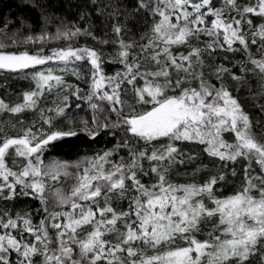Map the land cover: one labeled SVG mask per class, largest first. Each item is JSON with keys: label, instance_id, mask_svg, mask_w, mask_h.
Segmentation results:
<instances>
[{"label": "snow or ice", "instance_id": "1", "mask_svg": "<svg viewBox=\"0 0 264 264\" xmlns=\"http://www.w3.org/2000/svg\"><path fill=\"white\" fill-rule=\"evenodd\" d=\"M132 11L147 23L136 40L123 39L126 25L115 22L114 40L75 25L23 39L68 42L50 54L9 52L0 42V70L37 69L33 89L14 106L0 99V113L39 112L42 122L14 135L0 128V200L31 196L44 213L34 223L30 212L0 210V264H264V136L230 87L252 73L264 96V0H136ZM80 36L118 47L106 61L95 48L74 46ZM105 63L122 70L108 75ZM54 89L55 107L42 108ZM70 97L93 115L65 130L54 121L68 119ZM81 132L114 137V147L74 163L45 157ZM197 149L219 171L173 181ZM241 161L238 185L222 193Z\"/></svg>", "mask_w": 264, "mask_h": 264}, {"label": "trees", "instance_id": "2", "mask_svg": "<svg viewBox=\"0 0 264 264\" xmlns=\"http://www.w3.org/2000/svg\"><path fill=\"white\" fill-rule=\"evenodd\" d=\"M135 3L136 0H95V2L94 0H0V42L9 45L5 49V51L9 52L23 50L34 52L36 49L43 47L45 53L50 54L51 49L65 47L68 42L46 41L43 45H33L23 43V39L26 36H38L42 33H55L58 27L63 28L65 25L69 27L75 25L81 28H88L99 40H114L117 39L112 30V25L115 22H122L126 25L125 32L122 33L123 39L126 41L129 39L136 40L146 29L147 23L142 14L137 15V13L132 11ZM114 9L120 12L127 10L126 15L114 18L109 15ZM255 19L259 20V18ZM128 29H131V32ZM13 39L20 42L12 44L11 41ZM99 40H93L88 36H80L72 43L74 46L95 48L103 53V57L107 61L115 54L118 45L112 43L102 44ZM255 47L252 46L254 52ZM104 68L106 74L114 75L117 71L122 70V65L105 63ZM36 70L29 69L26 72L0 70V99L13 106L21 102L22 94L32 90L34 87L31 72ZM26 75L27 78H25ZM66 80L72 85L87 89L83 80H77L72 76H66ZM230 87H232L234 94L238 96L245 111L249 113L253 120L254 131L257 136H264V112H260L258 108V105L264 102V96L260 95L259 78L252 73H248L247 79L241 82V86H238L233 81ZM56 93V89L51 94L46 93L45 98L41 100V107L44 109L55 107L59 99ZM85 94L86 91L81 93V95ZM60 95H67V93L61 92ZM69 102L72 107L67 110L68 119L60 118L54 123L58 128L65 130L69 126L79 129L82 127L81 121H90L93 112L83 100H76L75 97H70ZM76 105H80V107H76ZM48 114L51 115V113ZM16 120H22L23 123L17 124L16 129L13 130L11 125ZM60 120H63V123ZM68 120H72L73 124L69 125ZM33 123L38 128L41 126L42 122L39 112H25L20 116L0 113V128L6 129L9 135H14L22 128H27ZM43 127L47 129L48 126L43 125ZM115 139L109 135L102 134L92 140L81 132L75 137H68L55 142L44 155L48 160L59 159L74 163L83 157H91L113 148ZM185 147L196 148L193 145ZM196 151L197 160L194 163L176 166L178 174L171 177L173 181H202L209 174L219 171L217 167L213 166L210 158L201 154L198 149ZM201 163L207 165V167H201L198 173L193 174ZM243 163L241 161L231 166L237 168L238 176L230 177L228 184L221 189L222 193L231 194L232 189L238 185L240 180L239 171ZM114 204L119 206L120 202H114ZM0 210H8L13 213L30 212L33 214L34 223H38L44 216L39 200L33 199L31 196L17 195L11 200H0ZM253 264H259V261L254 260Z\"/></svg>", "mask_w": 264, "mask_h": 264}]
</instances>
